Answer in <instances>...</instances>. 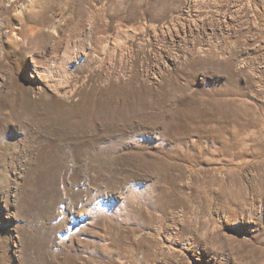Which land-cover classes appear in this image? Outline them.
Segmentation results:
<instances>
[{
	"label": "rangeland",
	"instance_id": "374dc122",
	"mask_svg": "<svg viewBox=\"0 0 264 264\" xmlns=\"http://www.w3.org/2000/svg\"><path fill=\"white\" fill-rule=\"evenodd\" d=\"M0 264H264V0H0Z\"/></svg>",
	"mask_w": 264,
	"mask_h": 264
}]
</instances>
